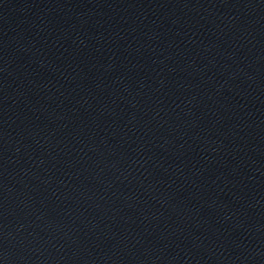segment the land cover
Segmentation results:
<instances>
[{
	"label": "water",
	"instance_id": "obj_1",
	"mask_svg": "<svg viewBox=\"0 0 264 264\" xmlns=\"http://www.w3.org/2000/svg\"><path fill=\"white\" fill-rule=\"evenodd\" d=\"M0 264H264V0H0Z\"/></svg>",
	"mask_w": 264,
	"mask_h": 264
}]
</instances>
